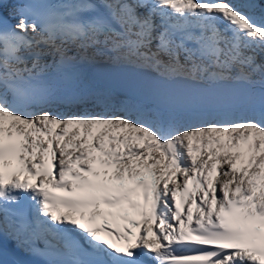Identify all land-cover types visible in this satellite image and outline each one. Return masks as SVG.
<instances>
[{
  "label": "snow or ice",
  "instance_id": "1",
  "mask_svg": "<svg viewBox=\"0 0 264 264\" xmlns=\"http://www.w3.org/2000/svg\"><path fill=\"white\" fill-rule=\"evenodd\" d=\"M186 82L249 90L189 123ZM0 264H264V0H0Z\"/></svg>",
  "mask_w": 264,
  "mask_h": 264
},
{
  "label": "water",
  "instance_id": "2",
  "mask_svg": "<svg viewBox=\"0 0 264 264\" xmlns=\"http://www.w3.org/2000/svg\"><path fill=\"white\" fill-rule=\"evenodd\" d=\"M90 69L101 87L118 86L129 76L145 80L149 78L146 74L141 76L137 73H115L105 63L91 64ZM248 90L249 87L243 84L209 85L202 82H186L177 85L176 93L168 103L176 111L217 112L230 106L227 102L230 97L242 96ZM117 94L142 96V92L139 90H124L119 87H117ZM148 102L154 101L152 98H148Z\"/></svg>",
  "mask_w": 264,
  "mask_h": 264
},
{
  "label": "bare ground",
  "instance_id": "3",
  "mask_svg": "<svg viewBox=\"0 0 264 264\" xmlns=\"http://www.w3.org/2000/svg\"><path fill=\"white\" fill-rule=\"evenodd\" d=\"M51 61L49 60V63ZM89 63L85 62H78L67 71L57 70V69H49L48 73L51 77H53L57 84L63 90H71L78 86H86V87H101L98 83V80L94 77L93 73L91 72ZM77 105H71L68 108H63L61 111H67L71 107H75ZM191 112L188 114L186 112L185 117L189 123H197L195 120V116L199 113H207V112H199L195 113Z\"/></svg>",
  "mask_w": 264,
  "mask_h": 264
},
{
  "label": "rangeland",
  "instance_id": "4",
  "mask_svg": "<svg viewBox=\"0 0 264 264\" xmlns=\"http://www.w3.org/2000/svg\"><path fill=\"white\" fill-rule=\"evenodd\" d=\"M259 88H260V86L257 84L255 86V91L256 92H259ZM69 110H71V111H77V112H82V111H85V110H96V111H100L101 109L98 108V107L95 108V109H93V107L91 105H77L75 107H71ZM177 112L182 113L184 115L186 114V112L188 114L191 113L190 111H177ZM193 114H195V113H193Z\"/></svg>",
  "mask_w": 264,
  "mask_h": 264
}]
</instances>
